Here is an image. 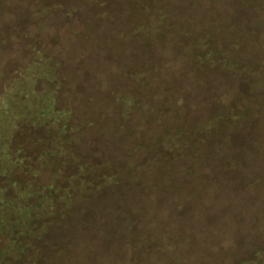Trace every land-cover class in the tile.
I'll list each match as a JSON object with an SVG mask.
<instances>
[{"label":"rangeland","instance_id":"1","mask_svg":"<svg viewBox=\"0 0 264 264\" xmlns=\"http://www.w3.org/2000/svg\"><path fill=\"white\" fill-rule=\"evenodd\" d=\"M36 50L55 67L36 89L72 115L4 141L11 180L54 206L46 233L18 237L25 256L242 264L264 249V0H0V93Z\"/></svg>","mask_w":264,"mask_h":264},{"label":"trees","instance_id":"2","mask_svg":"<svg viewBox=\"0 0 264 264\" xmlns=\"http://www.w3.org/2000/svg\"><path fill=\"white\" fill-rule=\"evenodd\" d=\"M230 63L231 60L228 61ZM54 70L55 67L49 65L48 58L36 50L25 73L14 78L0 93V176H6L16 186L18 194L10 198L0 188V264H36L34 256H25L27 246L18 237H40L46 233L51 210H54L50 199L43 197L35 200L31 188L21 191L17 183L11 180L15 161L4 142L18 131L21 123H28L36 128L44 126L57 133L64 132L72 115L71 110L57 107L54 89H36L37 79L51 78ZM59 152L63 153V150L60 149ZM21 258L26 259L19 262ZM242 264H264V249L258 251L255 258Z\"/></svg>","mask_w":264,"mask_h":264}]
</instances>
